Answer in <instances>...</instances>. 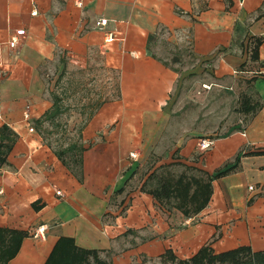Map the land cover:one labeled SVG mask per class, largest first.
Segmentation results:
<instances>
[{"label":"crops","instance_id":"crops-1","mask_svg":"<svg viewBox=\"0 0 264 264\" xmlns=\"http://www.w3.org/2000/svg\"><path fill=\"white\" fill-rule=\"evenodd\" d=\"M161 45L214 60L217 76L243 70L261 107L245 114L237 135L244 152L264 148V0H0V129L9 128L0 138H16L1 165L0 257L20 242L6 264H46L62 237L112 264H173L167 250L186 260L207 244L215 253L264 250V155L235 149L218 159L230 138L202 150L199 130L180 136V74ZM56 67L60 117L66 100L81 103L68 114L81 116L70 129L81 133L72 142L82 151L68 150L72 142L57 147L42 132L45 123L70 124L38 122L54 104L46 72ZM94 73L106 77L102 89L84 86ZM232 165L212 180L211 199L196 214L151 192L163 177L214 176ZM170 168L179 173L159 175ZM40 226L44 234L35 236Z\"/></svg>","mask_w":264,"mask_h":264},{"label":"rangeland","instance_id":"rangeland-1","mask_svg":"<svg viewBox=\"0 0 264 264\" xmlns=\"http://www.w3.org/2000/svg\"><path fill=\"white\" fill-rule=\"evenodd\" d=\"M158 53L162 55H168L166 62L173 68L179 71L180 85L177 98L175 100V106L177 114L183 120L184 130L179 132L180 136L186 135L188 132L200 131L197 135L199 139L204 137H214V140H225L230 138L233 142L231 149H223L217 152L218 159H225V157L233 150H238V156H242L246 146L245 140L237 135V132L241 126L247 123L248 117L242 112V102L244 95H251V90L247 85L246 74L240 68H235L234 73L231 75L217 76L215 73L216 67L214 60L201 61L195 57L190 51L189 47L183 50H176L175 48H169L161 45ZM58 68H50L46 72L47 90L48 94L53 97V94L61 93V86L56 89V78ZM89 72H87L88 74ZM93 78L91 83H84L76 85L81 87L82 85L91 89H102V80L106 77L102 75ZM80 75V74H79ZM82 75V74H81ZM89 80L92 76L87 75ZM240 76V77H239ZM79 77V76H78ZM85 79V76H80ZM66 80V79H64ZM64 82V81H63ZM69 85V84H68ZM111 93L115 89V81L112 82ZM65 86V84H64ZM75 86V85H73ZM105 83V87H106ZM84 88V87H82ZM58 90V92H57ZM108 96V90L105 89ZM87 102V101H86ZM77 104L72 107V104ZM65 113L58 118L60 124H70L69 129H64L58 125L51 126L49 123H45L42 127V132L47 139L51 141L55 146L66 145L76 139H78L79 131L71 130V124H79L81 122L80 115H69V109L72 107L75 109L80 107L81 103L77 100H66L64 103ZM202 132V133H201ZM176 170V171H175ZM178 174L177 169L170 168L169 171L160 170L159 175L165 174Z\"/></svg>","mask_w":264,"mask_h":264},{"label":"trees","instance_id":"trees-1","mask_svg":"<svg viewBox=\"0 0 264 264\" xmlns=\"http://www.w3.org/2000/svg\"><path fill=\"white\" fill-rule=\"evenodd\" d=\"M248 81V87H250L252 80L249 79ZM53 99V107L42 116V120H38L39 123H44L45 121L55 123V119L60 117L62 112V99L57 94H53ZM260 107L261 103L255 101V98H253L252 95H244L241 109L242 112L246 115H252V113H255ZM58 124H60V122ZM8 130L9 128L4 125L0 129V134H6ZM78 137L79 139L81 138V133H79ZM15 140V136L3 135L0 138V166L7 162L8 154L11 151ZM71 147L72 150L76 149L82 151L84 149L82 145L79 146L78 142H72V144L68 146L69 149L61 148L57 150L59 157L65 160L63 156L68 153L67 149L70 150ZM243 155H264V148L247 151L244 152ZM80 157L81 156H79V158ZM235 167L236 165L229 166L224 170L219 171L214 176H210L208 173L203 171L202 173L205 174L206 177H198L196 175H191L190 177L185 175L184 179L182 176L178 179H173L171 176L163 177L160 180V186H157L151 192H154V195L159 199H174L177 202V206L182 208V212L186 215L196 214L204 209L211 199L213 187L212 180L215 177H219L230 172ZM18 242L19 241H17V244ZM17 244L13 254H10L7 259L4 257L2 259L0 257V264H6L8 258L17 253L20 245ZM164 255L166 258L171 259L173 264H264V250L253 251L250 246H239L235 249L215 253L210 244H207L203 246L194 256L186 260H178L176 256H174L172 250H167ZM46 264L112 263L101 259L97 250L83 249L77 246L73 239L62 237L54 247V250L48 258Z\"/></svg>","mask_w":264,"mask_h":264},{"label":"built area","instance_id":"built-area-1","mask_svg":"<svg viewBox=\"0 0 264 264\" xmlns=\"http://www.w3.org/2000/svg\"><path fill=\"white\" fill-rule=\"evenodd\" d=\"M77 4H78L79 6H81V5H82V2L79 1V2H77ZM36 14H38V10H37L36 8H34V9L32 10V15H36ZM107 23H108V19L103 17V18H101V19L99 20L98 25L103 27V26H106ZM25 31H26V30H25L24 28L17 30V34H16V36H12V38H11V40H10V46H11V47H15V46L18 44V40H19V39H18V36H19V35H24V34H25ZM112 40H114V34H113V33H108L107 36H106V41L108 42V41H112ZM25 116H26L27 118L29 117V114H28L27 111L25 112ZM30 130L33 131L34 129L31 128ZM199 145H200V149H202V150H207V149L211 148V147L214 145V139L203 138V139L200 141V144H199ZM135 155H136L135 153H131V156H132V157H136ZM1 172H2V168H1V166H0V173H1ZM251 188H253V187H251ZM2 193H3V190L0 189V194H2ZM57 194H61V191L58 190V191H57ZM44 231H45V226H40V227H38V228L36 229L34 235H35V236H43Z\"/></svg>","mask_w":264,"mask_h":264}]
</instances>
